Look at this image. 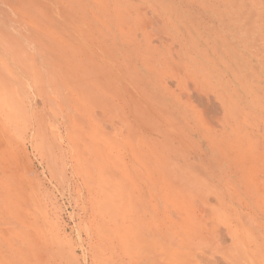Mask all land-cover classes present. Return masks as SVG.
Wrapping results in <instances>:
<instances>
[{
  "label": "rangeland",
  "instance_id": "374dc122",
  "mask_svg": "<svg viewBox=\"0 0 264 264\" xmlns=\"http://www.w3.org/2000/svg\"><path fill=\"white\" fill-rule=\"evenodd\" d=\"M0 264H264V0H0Z\"/></svg>",
  "mask_w": 264,
  "mask_h": 264
}]
</instances>
